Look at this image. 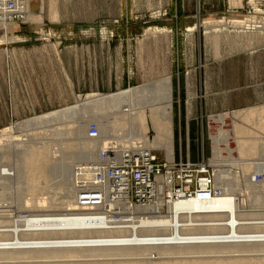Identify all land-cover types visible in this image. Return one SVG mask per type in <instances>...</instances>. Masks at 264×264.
I'll use <instances>...</instances> for the list:
<instances>
[{
	"label": "rangeland",
	"instance_id": "374dc122",
	"mask_svg": "<svg viewBox=\"0 0 264 264\" xmlns=\"http://www.w3.org/2000/svg\"><path fill=\"white\" fill-rule=\"evenodd\" d=\"M43 1L45 14L40 22L26 23L25 18L21 23H13L9 27L0 25V131L11 128L8 137L17 138V142L29 143V148L46 146L53 159L47 169L50 182L45 190L34 191L30 186L19 182L17 174L11 178H0V186L4 185L9 192L5 202H0L1 226L20 225L23 219L20 216L29 213L25 200L45 198L48 205L52 206L45 209L48 211L63 210L62 204L76 200L75 196L68 197L65 189L72 169L70 163L76 164L78 155L83 153L89 139L84 135H69L64 126L52 127L54 123L48 122H43L41 126L49 132L33 138L29 136L44 130L34 129L32 123H25L51 112L76 108L84 97L92 93L115 94L171 77L175 165L178 166L181 161L193 165L205 161L210 171L214 172L220 161L226 169L233 164V159H237L235 156H230V159L228 156L219 157L213 163L210 161L213 158L210 138L216 142L221 138L228 144L229 136L225 133L222 137L221 133L217 134L221 125H215L217 130H213L208 118L213 115H231L234 111L264 105V30L252 31L255 34L251 45H247L242 36L244 33H241L237 45L226 44L234 34L242 32L235 28L236 22L264 19V0H238L239 6L233 5L231 0H55L59 11L56 20L50 16L51 1ZM261 20L258 23H263ZM219 22L223 24L220 27L223 43L220 47L221 54L216 57L205 36V33L210 34L212 31H205L204 28L207 24ZM189 29L194 31L189 32ZM245 31L249 32L247 29ZM14 37L21 38L23 42L11 40ZM111 115L117 117L120 113L112 112ZM96 121L91 116L74 114L62 123L64 125L70 122L83 127L89 124L91 126ZM143 132L151 141L154 136L151 126L144 128ZM104 137L107 139L105 142L119 141L122 145L129 140L127 135L118 138L111 133H106ZM11 143L15 144L4 142L2 145L7 149L0 152L2 173L3 166L6 165L4 167L9 168L12 172L10 174H13L18 157L24 152L17 146L7 147ZM66 145L69 147H65ZM205 145L207 152L203 154ZM125 146L129 147L130 144ZM141 147L142 145L135 148L131 146L125 150L128 154L125 153L118 160L148 151L156 155L163 164L167 162L162 150L149 151L148 148ZM227 170L230 177L221 183L229 186L237 176L235 173H240L242 182L235 188V194L246 200L242 211L253 216L252 218L257 215L255 218L261 216L262 219L264 203L256 201L264 193L262 182L255 183L252 180L258 172L254 171L255 176H247L241 175L242 171L232 166ZM128 201L135 206L143 202L136 196V190L131 193ZM133 206L115 203L112 213L117 214L115 218L118 220L124 217L130 219L132 216L129 215L128 218L129 211L126 209L132 210ZM160 209L165 213L168 211L167 208ZM78 211L75 213H80ZM151 253L148 256L151 261L159 262L163 259L156 251ZM232 255L222 256L230 258ZM234 256L242 259L239 264H261L264 261V253ZM205 257L210 259L216 256ZM205 257L202 259H206ZM138 258L135 257L136 260H143V257ZM115 259L121 258H97V261L51 260L52 262L16 260L0 263L116 264L113 262L119 260ZM85 260L94 261L87 263Z\"/></svg>",
	"mask_w": 264,
	"mask_h": 264
},
{
	"label": "bare ground",
	"instance_id": "6f19581e",
	"mask_svg": "<svg viewBox=\"0 0 264 264\" xmlns=\"http://www.w3.org/2000/svg\"><path fill=\"white\" fill-rule=\"evenodd\" d=\"M50 1V16L56 20L59 15L58 4L54 2L55 0ZM231 3L239 6L238 0H231ZM25 4H27V11L30 8L25 16L26 23L33 24L44 18L43 0H26ZM54 6H56L55 9ZM252 20L253 22H236L235 28L242 32L234 34L226 44L229 46L237 45L241 33H244L242 36L245 37V41L249 45L255 34L252 31L264 30V19L261 20L260 18L263 23H258L260 20L257 19ZM0 25L9 27L11 24L0 19ZM222 25V22H219L207 24L204 28L205 31H212L210 34L205 33V36L206 40L211 43L216 57L221 54L220 47L223 40L220 27ZM246 29L249 32L245 31ZM189 30V32L194 31V29ZM11 40L23 42L18 37L11 38ZM173 105L172 78L166 77L151 84L132 88L128 91L121 90L115 94L92 93L84 97L76 108H65L27 121L25 124L32 123L35 126L34 129L44 130L31 134L29 137L34 138L47 134L49 131L41 125L43 122H48L54 123L52 127L64 126V130L69 135H84L89 139V142L85 145L83 153L78 155L76 164L70 163L72 169L68 179L66 178L67 182L65 179L67 184L65 187L66 195L70 198L75 196L76 200L62 204L64 208L60 206L63 210L59 211L45 210L52 207L48 205L45 198L25 200L24 204L29 213L20 216L23 217V219L20 218L22 219L20 225H0V261L77 259H95L97 261V258H121L115 259L119 261L113 263L239 264L242 263V259L238 256L236 258L234 255L263 254L264 217L260 219L261 216H258L260 218L257 219L255 218L256 215L252 218L253 216L250 217L243 212L244 210L242 211L246 200L240 199L235 194V188L239 186V182H242L240 181V173H235L237 176H234V182L229 183L227 187L225 183L221 182H225L226 178L230 177L229 173L227 174V169L231 166L240 172L242 171L243 174L241 175L246 174L248 176L250 174L249 176H253L254 171L264 175V105H254L244 111H234L231 115H213L208 118L210 128L217 130L214 126L218 127L220 124L222 128L216 131L217 134L219 132L221 137L224 133L229 136L228 144L221 138H218V142L210 138L213 152V158L210 161L212 163L217 162L219 157L224 158L226 156L229 159L230 156H235L237 159L231 160L233 164L227 166V169L224 168L225 165L222 161L219 162V165L215 164L218 171L217 175L215 170L216 182L224 191L220 196L207 203H201L202 201L197 199L180 198L179 194L174 195L173 183L170 180V174L167 173L166 176L154 182V186H156L152 196L148 198L149 203L135 206L131 201H128L130 194H128V189L123 188L125 184L113 180L107 172L102 174V179L99 181V178L95 177L89 168L83 170L82 166L85 165L87 167L99 165L102 162L101 155L105 152L111 153V155H107V164H117L120 161L118 159L127 153L125 150L130 149L131 146L135 148L138 145L148 148L149 151L162 150L167 158V166L169 168L174 166L176 157ZM112 112L120 113V115L115 117V115H111ZM74 114L97 119L94 124L99 130V136L94 139L88 137L87 131L90 124L81 127L67 122L63 125L62 122ZM149 126L154 131L151 141L145 137L143 132L144 128ZM10 133L11 128L0 131V152L7 150L2 146L4 142H15V144L11 143L7 147L17 146L24 152L18 157L14 173L10 174L12 172L4 165V171L2 170L4 173L0 170V178H11L17 174V180L30 186L34 191L45 190L50 182L47 169L53 160L45 148L46 146L39 149L29 148V143L17 142L19 141L17 138L8 137ZM106 133H111L118 138L129 136V140L125 144H130V146L126 147L119 141L111 142L109 140L110 142H105L107 140L104 137ZM256 133H258L257 136ZM65 147L69 146L66 145ZM206 152L207 147L205 145L202 153L206 154ZM137 156L141 157L142 155L140 153L136 154L135 158L130 157L136 159ZM189 156H191L190 145ZM255 161L256 163H254ZM77 166L80 168H76ZM72 179L74 187L77 186L76 189L72 185ZM77 180H82L81 184L86 185L87 189L91 188L103 195L104 205L101 207L82 205L78 199L80 186L77 184L80 182ZM262 186L264 190V181H262ZM263 190L262 192H264ZM8 194L7 187L0 186V202H5ZM117 196H120V199ZM261 196L256 201L264 203V193ZM167 201L168 203H166ZM115 203L134 205L132 210L131 208L126 209L129 211L128 218L129 215L132 217L130 219L124 217L121 220L115 218L117 214L112 213ZM160 208L163 210L167 208L168 211L162 212ZM78 210L80 213H75ZM152 251H156L157 255L163 259L158 258L161 259L159 262L151 261L148 256H151ZM227 254L233 255L230 258H224L223 256ZM202 256L216 257L202 259L204 258ZM135 257H143V260H136ZM168 257L171 258L168 259Z\"/></svg>",
	"mask_w": 264,
	"mask_h": 264
},
{
	"label": "built area",
	"instance_id": "2783aa9c",
	"mask_svg": "<svg viewBox=\"0 0 264 264\" xmlns=\"http://www.w3.org/2000/svg\"><path fill=\"white\" fill-rule=\"evenodd\" d=\"M26 0H0V18L7 21L9 24L21 23L25 20L28 14ZM99 130L95 124H92L88 130V137L91 139L99 136ZM101 155L102 162L99 165L82 166L83 170L88 168L93 172L95 177L102 179V174L105 172L113 179L125 184L123 188L128 189V194L136 190V196L143 200L140 204L149 203L152 192L155 190L154 182L166 176L169 173L171 182L173 183L174 195L179 194L180 198L197 199L201 203H207L217 196H220L224 191L216 182L215 173L210 171V167L205 161L200 164L193 165L192 163L182 162L176 166H167L158 161L157 157L148 151L141 153V157L137 156L136 159L125 157L119 163L107 164V155ZM135 158V157H134ZM80 168V167H76ZM255 183L264 181V175L258 173L256 178L252 179ZM77 184L79 187V201L84 206H97L104 205V196L98 191L82 185V180ZM77 187V186H75ZM123 196V193H122ZM120 199V196H117ZM129 198V197H128ZM176 198V196H175ZM168 203V201L166 202Z\"/></svg>",
	"mask_w": 264,
	"mask_h": 264
}]
</instances>
